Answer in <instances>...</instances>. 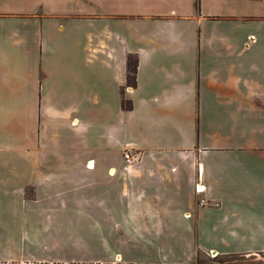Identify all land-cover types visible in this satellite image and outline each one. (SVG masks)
Segmentation results:
<instances>
[{
	"label": "crops",
	"instance_id": "obj_1",
	"mask_svg": "<svg viewBox=\"0 0 264 264\" xmlns=\"http://www.w3.org/2000/svg\"><path fill=\"white\" fill-rule=\"evenodd\" d=\"M251 22L264 0H0V264H259Z\"/></svg>",
	"mask_w": 264,
	"mask_h": 264
},
{
	"label": "rangeland",
	"instance_id": "obj_2",
	"mask_svg": "<svg viewBox=\"0 0 264 264\" xmlns=\"http://www.w3.org/2000/svg\"><path fill=\"white\" fill-rule=\"evenodd\" d=\"M246 9V7H244ZM244 11V10H243ZM251 11V10H250ZM254 11V10H252ZM251 26L250 28L252 31L255 33V42L257 43V48L256 50H253L250 54L255 57L260 56L259 60V65L264 64V22H259L257 25L256 23H249ZM253 26V27H252ZM259 46H260V51H259ZM216 253H210L209 254V264H220V262H226L227 264H243L245 261H247V257H242V256H229V257H214ZM249 259V258H248ZM251 263H256L258 262L259 264H264V254H260V256H254L251 258Z\"/></svg>",
	"mask_w": 264,
	"mask_h": 264
},
{
	"label": "built area",
	"instance_id": "obj_3",
	"mask_svg": "<svg viewBox=\"0 0 264 264\" xmlns=\"http://www.w3.org/2000/svg\"><path fill=\"white\" fill-rule=\"evenodd\" d=\"M123 158H124V166H125L124 169L127 171L132 167H134L139 162L140 154L137 152L135 153L131 150H125L123 153ZM90 167H92V165ZM203 192H204V187L200 184V182H198L195 185V193L197 195H200ZM199 204L203 205L204 201H199ZM214 206L217 207L219 205L217 203H214ZM214 257H217V254H215Z\"/></svg>",
	"mask_w": 264,
	"mask_h": 264
},
{
	"label": "trees",
	"instance_id": "obj_4",
	"mask_svg": "<svg viewBox=\"0 0 264 264\" xmlns=\"http://www.w3.org/2000/svg\"><path fill=\"white\" fill-rule=\"evenodd\" d=\"M137 60L136 59H129L128 67H127V84L129 87H136L137 81ZM123 107L125 109H131L132 104L129 101L123 100ZM220 264H226V262H220Z\"/></svg>",
	"mask_w": 264,
	"mask_h": 264
}]
</instances>
